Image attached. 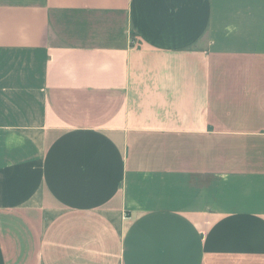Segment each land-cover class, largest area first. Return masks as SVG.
<instances>
[{"label": "crops", "instance_id": "crops-1", "mask_svg": "<svg viewBox=\"0 0 264 264\" xmlns=\"http://www.w3.org/2000/svg\"><path fill=\"white\" fill-rule=\"evenodd\" d=\"M0 264H264V0H0Z\"/></svg>", "mask_w": 264, "mask_h": 264}]
</instances>
